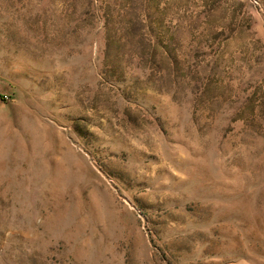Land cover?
I'll return each instance as SVG.
<instances>
[{"label": "rangeland", "instance_id": "374dc122", "mask_svg": "<svg viewBox=\"0 0 264 264\" xmlns=\"http://www.w3.org/2000/svg\"><path fill=\"white\" fill-rule=\"evenodd\" d=\"M0 264H264V0H0Z\"/></svg>", "mask_w": 264, "mask_h": 264}]
</instances>
